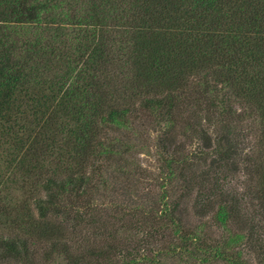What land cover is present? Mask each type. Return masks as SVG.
Instances as JSON below:
<instances>
[{
  "label": "trees",
  "instance_id": "1",
  "mask_svg": "<svg viewBox=\"0 0 264 264\" xmlns=\"http://www.w3.org/2000/svg\"><path fill=\"white\" fill-rule=\"evenodd\" d=\"M254 260L264 0H0V264Z\"/></svg>",
  "mask_w": 264,
  "mask_h": 264
},
{
  "label": "rangeland",
  "instance_id": "2",
  "mask_svg": "<svg viewBox=\"0 0 264 264\" xmlns=\"http://www.w3.org/2000/svg\"><path fill=\"white\" fill-rule=\"evenodd\" d=\"M140 163L143 167V169L146 171V174L149 176L147 177V180L145 179L141 184L135 183V185H139L140 190L137 192V194H134L135 199H133L136 203L138 202H146L150 205V201H158L160 199V195L162 194L160 186L156 183V178L161 175V165L158 161V157L155 155V152L153 149H151V153L149 154H141L139 155ZM135 182H137L135 180ZM234 185H237L236 182H234ZM119 187H123L122 183L119 185ZM138 195V196H137ZM148 200V201H147ZM193 203V202H191ZM191 220L193 224H197V220L191 216ZM210 223H212V219H208ZM218 227L213 225L212 232L215 234L214 236L219 238L220 237V231H218ZM141 237V236H140ZM166 264H179L177 261H169ZM253 264H258L257 261H253Z\"/></svg>",
  "mask_w": 264,
  "mask_h": 264
}]
</instances>
